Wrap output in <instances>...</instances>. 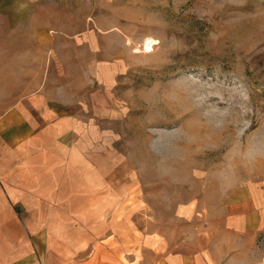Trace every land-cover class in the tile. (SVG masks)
<instances>
[{"label":"rangeland","instance_id":"1","mask_svg":"<svg viewBox=\"0 0 264 264\" xmlns=\"http://www.w3.org/2000/svg\"><path fill=\"white\" fill-rule=\"evenodd\" d=\"M42 91L74 177L14 264H264V0H0V115Z\"/></svg>","mask_w":264,"mask_h":264},{"label":"crops","instance_id":"2","mask_svg":"<svg viewBox=\"0 0 264 264\" xmlns=\"http://www.w3.org/2000/svg\"><path fill=\"white\" fill-rule=\"evenodd\" d=\"M69 106L65 95L42 91L26 95L0 115V264H14L38 255L37 249L26 240L34 225L43 223L42 209L50 208L59 191L68 192L66 186L73 182V169L67 166L72 145L67 147L60 141L68 133L70 122L77 124L67 115ZM36 208L40 212L34 216ZM18 222L24 228L14 235L11 225ZM248 222H241L243 230L250 228ZM48 235L56 237L53 233ZM20 236L25 240L19 245L20 252H11L10 241ZM160 264L211 263L203 253L195 252L190 256L176 254Z\"/></svg>","mask_w":264,"mask_h":264}]
</instances>
